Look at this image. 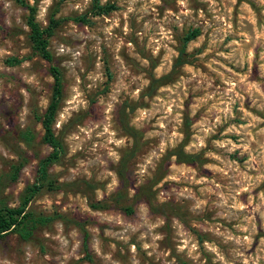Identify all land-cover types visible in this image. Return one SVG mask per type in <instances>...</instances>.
<instances>
[{
	"label": "rangeland",
	"instance_id": "1",
	"mask_svg": "<svg viewBox=\"0 0 264 264\" xmlns=\"http://www.w3.org/2000/svg\"><path fill=\"white\" fill-rule=\"evenodd\" d=\"M23 1L41 27L55 21L61 151L27 203L51 219L2 235L0 264H264V0H98L113 5L101 14L93 0ZM25 15L0 0V206L18 205L50 151L52 77ZM125 124L141 140L121 166ZM185 135L194 159L164 161Z\"/></svg>",
	"mask_w": 264,
	"mask_h": 264
},
{
	"label": "trees",
	"instance_id": "2",
	"mask_svg": "<svg viewBox=\"0 0 264 264\" xmlns=\"http://www.w3.org/2000/svg\"><path fill=\"white\" fill-rule=\"evenodd\" d=\"M16 1L26 9L25 24L28 27V38L31 46L44 60L49 62L48 69L52 77L51 95L40 119L41 128L43 130L42 141L50 147V151L47 153V155L38 160L36 167L37 178L35 182L27 185L24 188L18 205L11 207L6 205L0 206V237L9 231H14L22 239H27L32 234V230L37 224H42L43 222L51 219V217L49 216L35 214L31 211V209L27 207V203L30 197L35 192H37L38 189L45 183L47 177V167L58 158L61 151V144L54 135L52 129V121L58 106L59 96L61 92V74L59 68L52 63V55L47 48V38L51 34V26L55 23V21L50 18L49 25H47L46 27H41L35 20V7L23 0ZM112 8L113 5L103 6L98 4V0H93L92 10L96 14L107 12ZM77 19L83 21L85 20V17L84 15H79L77 16ZM196 34L197 31L191 29L183 35L180 54L183 51L185 44ZM182 63H185V61L183 57L179 55L175 61V64L179 65ZM160 84H162L161 77L151 78L148 84L147 92L151 93ZM124 132L128 135V137L131 138L132 144L130 149L122 156L120 160L121 166L123 165V161L130 157L138 148L141 140L139 130L135 129L132 126L125 124ZM185 139L186 135L177 146L168 150L162 159L165 161L169 157L173 156L174 159L178 162L192 161L194 157L183 151ZM20 165V163L10 165L11 170L13 171L12 177L16 175V172L18 171ZM154 181H157V179H154ZM93 206L97 205L94 204ZM128 211H130L129 208ZM74 222L78 224L82 231L84 240L83 246L85 247V238L87 236L86 231L79 222Z\"/></svg>",
	"mask_w": 264,
	"mask_h": 264
}]
</instances>
